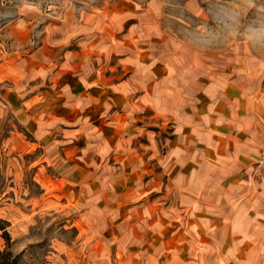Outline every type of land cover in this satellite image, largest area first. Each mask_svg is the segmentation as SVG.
Here are the masks:
<instances>
[{
	"label": "crops",
	"instance_id": "0c3cea01",
	"mask_svg": "<svg viewBox=\"0 0 264 264\" xmlns=\"http://www.w3.org/2000/svg\"><path fill=\"white\" fill-rule=\"evenodd\" d=\"M227 3L205 0L210 32H198L205 38L199 44L166 32L158 14L133 9L118 15L110 49L74 51L73 77L64 79L68 90L60 97L81 104L70 111L87 119L88 129L63 151L90 167L107 159L100 176L112 189L100 191L88 179L82 197L91 202L82 204L108 215L111 228L126 220L134 233L146 222L147 230L198 244L211 262L220 256L225 264H264V165L255 169L264 148V43L239 40L228 26L239 19L224 11ZM202 4L187 0L185 7L195 13ZM138 134L148 136L140 145L167 148L156 157L161 170L140 189L125 172L136 164ZM151 192L154 204L146 198ZM123 203L131 208L120 212Z\"/></svg>",
	"mask_w": 264,
	"mask_h": 264
},
{
	"label": "rangeland",
	"instance_id": "374dc122",
	"mask_svg": "<svg viewBox=\"0 0 264 264\" xmlns=\"http://www.w3.org/2000/svg\"><path fill=\"white\" fill-rule=\"evenodd\" d=\"M186 1L0 0V218L7 222L9 248L21 254V264H225L220 256L211 262L198 253V244H184L154 227L147 230L146 222L137 223L134 233L126 220L111 228L108 215L103 218L82 204L91 202L82 197L88 179H96L100 191L112 189L100 176L109 170L107 159L90 167L63 151L88 129L87 119L70 111L81 104L60 97L68 90L64 79L73 77V52L109 48L123 19L118 15L133 9L138 15L158 14L166 32L199 44L205 38L198 32H210V11L205 0H198L203 4L191 13ZM227 5L224 11L239 19L228 25L239 31V40L247 46L264 43V0H228ZM152 131L156 140L157 128ZM169 134L165 130L158 139L165 142ZM147 141L148 136H134L136 164L125 168L139 189L141 180L145 184L161 170L158 152L167 151L166 145H140ZM88 167L91 174L84 175ZM146 198L154 204L153 192ZM4 248L0 237V251Z\"/></svg>",
	"mask_w": 264,
	"mask_h": 264
},
{
	"label": "trees",
	"instance_id": "16d2710c",
	"mask_svg": "<svg viewBox=\"0 0 264 264\" xmlns=\"http://www.w3.org/2000/svg\"><path fill=\"white\" fill-rule=\"evenodd\" d=\"M7 226V222L0 218V237L5 242V248L0 251V264H21V254H13L9 248L11 238Z\"/></svg>",
	"mask_w": 264,
	"mask_h": 264
},
{
	"label": "built area",
	"instance_id": "2783aa9c",
	"mask_svg": "<svg viewBox=\"0 0 264 264\" xmlns=\"http://www.w3.org/2000/svg\"><path fill=\"white\" fill-rule=\"evenodd\" d=\"M262 165H264V148L261 154L259 155V157L257 158V160L255 161L256 168H260Z\"/></svg>",
	"mask_w": 264,
	"mask_h": 264
}]
</instances>
